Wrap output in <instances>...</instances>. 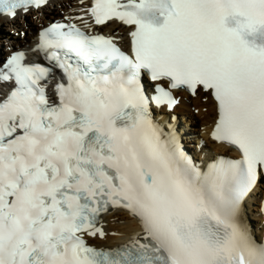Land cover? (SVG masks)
Wrapping results in <instances>:
<instances>
[{
    "label": "snow or ice",
    "instance_id": "obj_1",
    "mask_svg": "<svg viewBox=\"0 0 264 264\" xmlns=\"http://www.w3.org/2000/svg\"><path fill=\"white\" fill-rule=\"evenodd\" d=\"M51 6L0 0V15ZM74 19L40 31L49 66L0 61V264H264L244 218L264 184V0H93ZM112 24L129 52L98 31ZM177 90L214 99L211 138L239 158L201 167L154 119ZM120 212L140 231L90 243L120 234L103 220Z\"/></svg>",
    "mask_w": 264,
    "mask_h": 264
},
{
    "label": "bare ground",
    "instance_id": "obj_2",
    "mask_svg": "<svg viewBox=\"0 0 264 264\" xmlns=\"http://www.w3.org/2000/svg\"><path fill=\"white\" fill-rule=\"evenodd\" d=\"M91 3L92 0H85L83 5L80 0H52L51 7L30 11L27 16L21 17L18 14L15 20L0 16V61L4 55H9L12 51L19 49L27 51L29 61H36L40 57L39 52L35 49L39 30L54 19L73 20L81 25L74 18L84 15L85 9L90 7ZM87 18L85 16V19ZM117 29L124 37L120 44L124 49H129L127 29L123 26L112 24L99 28L98 31L101 34L109 35ZM18 33H23V35H18ZM1 91L3 90L1 89ZM8 93L9 89L5 94L8 95ZM177 95L181 97V103L173 112L170 113L166 108H153L154 119L161 126L168 124L175 126L180 139L193 155L196 163L204 167L220 156L227 159L239 158V152L225 148L211 138L217 120V106L214 99L211 96L205 99L203 94L192 97L187 91H179ZM165 130L167 131V127ZM263 198L264 184L262 188L256 190L244 208V218L251 225L253 236L258 243L264 240V217L260 207ZM117 215L123 223L118 222ZM117 215L105 214L103 220L107 230L120 234L109 235L103 240L96 239L90 241L91 243L97 247L114 248L127 243L132 234L140 231L137 221L130 218L127 213L120 212Z\"/></svg>",
    "mask_w": 264,
    "mask_h": 264
},
{
    "label": "rangeland",
    "instance_id": "obj_3",
    "mask_svg": "<svg viewBox=\"0 0 264 264\" xmlns=\"http://www.w3.org/2000/svg\"><path fill=\"white\" fill-rule=\"evenodd\" d=\"M204 99V98H203Z\"/></svg>",
    "mask_w": 264,
    "mask_h": 264
}]
</instances>
